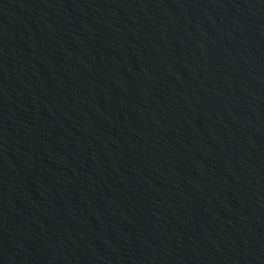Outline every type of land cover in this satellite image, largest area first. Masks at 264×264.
Returning a JSON list of instances; mask_svg holds the SVG:
<instances>
[{"label":"water","instance_id":"obj_1","mask_svg":"<svg viewBox=\"0 0 264 264\" xmlns=\"http://www.w3.org/2000/svg\"><path fill=\"white\" fill-rule=\"evenodd\" d=\"M0 264H264V0H0Z\"/></svg>","mask_w":264,"mask_h":264}]
</instances>
